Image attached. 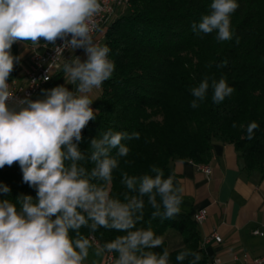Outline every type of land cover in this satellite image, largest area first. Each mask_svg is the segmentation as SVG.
Returning a JSON list of instances; mask_svg holds the SVG:
<instances>
[{
    "label": "clouds",
    "instance_id": "9594fccd",
    "mask_svg": "<svg viewBox=\"0 0 264 264\" xmlns=\"http://www.w3.org/2000/svg\"><path fill=\"white\" fill-rule=\"evenodd\" d=\"M238 7L237 0H211L210 11L191 24L193 33L231 41V17ZM101 11V0H0V169L18 163L23 182L36 191L35 201L30 195L18 197L16 203L0 200V264H86L90 250L101 260L110 256L113 264H173L164 237L151 226L137 225L146 204L153 209V219H174L181 212L184 188L152 165V174L122 171L120 183L126 191L112 194L113 173L130 152L123 141L139 139L138 132L101 130L91 139L90 151L79 148L83 130L100 111L93 109L91 93L115 71L111 49L93 40L94 18ZM42 41L61 53L84 50L86 59L73 56L63 64L75 88L44 89L43 98L36 100L15 97L9 78L23 56L14 55L12 47L24 42L40 46ZM226 65L222 61L216 67ZM209 90L216 104L235 91L224 77L205 75L190 89V107L198 108ZM258 128L257 122H250L247 139H253ZM0 191L7 194L11 189L3 185ZM85 228L88 234L82 232ZM100 229L121 234L96 246L90 237ZM186 260L199 264L202 254L185 248L175 256L176 264Z\"/></svg>",
    "mask_w": 264,
    "mask_h": 264
},
{
    "label": "trees",
    "instance_id": "16d2710c",
    "mask_svg": "<svg viewBox=\"0 0 264 264\" xmlns=\"http://www.w3.org/2000/svg\"><path fill=\"white\" fill-rule=\"evenodd\" d=\"M237 2L239 7L231 17L234 36L227 42H217L215 34L197 35L191 29L193 22L210 11L211 0H128L127 11L106 23L100 44L111 49L115 71L92 105L100 111L83 130L79 148L90 151L91 139L109 128L140 134L139 139L123 141L130 152L113 173V195L126 191L120 183L122 171L137 176L152 174V165L161 168L165 178L173 175L180 185L174 160L206 164L213 155V141L232 144L241 167L264 177V0ZM12 53L18 55V43ZM222 61L227 62L226 67H216ZM19 70L20 63L9 80L15 79ZM205 75L217 80L224 77L235 91L216 104L209 90L206 99L193 109L190 89ZM53 79L49 84H57ZM252 121L259 128L249 140L246 127ZM116 151L113 149L112 155ZM3 185L11 191H0V200L16 203L25 195L36 199L35 189L23 182L18 163L0 169ZM152 211L146 204L144 219L137 226H151L164 237L163 247L168 248L173 264L185 248L200 252L199 264H206L201 233L187 198L183 196L181 212L174 219H153ZM82 232L88 234V229ZM120 234L100 229L90 238L100 245Z\"/></svg>",
    "mask_w": 264,
    "mask_h": 264
},
{
    "label": "crops",
    "instance_id": "0c3cea01",
    "mask_svg": "<svg viewBox=\"0 0 264 264\" xmlns=\"http://www.w3.org/2000/svg\"><path fill=\"white\" fill-rule=\"evenodd\" d=\"M98 36L103 39L104 29L98 32ZM82 52L84 50H67L60 68L54 73L53 81L57 84L51 83L45 89L64 85L74 90L75 86L65 77L63 64L65 59H71ZM21 54L23 58L19 75L14 79L17 86L26 82L25 71L30 61L31 49L25 43H18V55ZM100 94L101 88L91 93L93 104ZM38 98H43L42 91L32 100ZM212 152L213 155L206 164L176 159L173 170L178 175L180 186L184 188L183 196L191 202L193 216L201 209L207 211L205 219L196 221L206 263L219 257L221 261L218 264H243L242 253L251 257L264 253V177L257 171L243 169L236 150L230 143L213 141ZM201 165H208L210 172L203 171ZM212 232L221 236L220 242L210 236ZM235 255L237 258H234ZM93 260L104 264V259L95 257L90 250L86 264H92Z\"/></svg>",
    "mask_w": 264,
    "mask_h": 264
},
{
    "label": "built area",
    "instance_id": "2783aa9c",
    "mask_svg": "<svg viewBox=\"0 0 264 264\" xmlns=\"http://www.w3.org/2000/svg\"><path fill=\"white\" fill-rule=\"evenodd\" d=\"M101 4L102 11L94 18L96 27L93 31V40L98 44L101 43L98 32L105 29V23H108L110 19L115 17L121 6H127L122 0H101ZM56 44L60 45L62 41L57 40ZM29 47L31 49V55L28 67L25 71L26 82L23 85L17 86L15 80L12 79L9 80V84L15 97L24 98L30 96V98L33 99L49 85L54 77L55 71L60 68L63 55L68 49L61 53L57 52L52 45H47L46 47H32V45H29ZM13 103L14 101L10 102V104ZM200 167L206 173L210 172V167L208 165H201ZM206 214V209H201L194 214V219L200 222L205 219ZM210 236L217 242H220L222 239L216 232H212ZM234 258H237V256L235 255ZM241 259L243 264H264V253L254 257L249 256L247 253H242ZM220 261L219 257H215L206 264H218ZM104 264H113V260L110 256L104 259Z\"/></svg>",
    "mask_w": 264,
    "mask_h": 264
},
{
    "label": "rangeland",
    "instance_id": "374dc122",
    "mask_svg": "<svg viewBox=\"0 0 264 264\" xmlns=\"http://www.w3.org/2000/svg\"><path fill=\"white\" fill-rule=\"evenodd\" d=\"M126 11H127V10H126V7H125V6H121V7L118 9L117 13H118V14H121V13H124V12H126ZM78 56H79L82 60L86 59L85 52L80 53Z\"/></svg>",
    "mask_w": 264,
    "mask_h": 264
},
{
    "label": "bare ground",
    "instance_id": "6f19581e",
    "mask_svg": "<svg viewBox=\"0 0 264 264\" xmlns=\"http://www.w3.org/2000/svg\"><path fill=\"white\" fill-rule=\"evenodd\" d=\"M122 1L124 2L125 5L128 4V0H122ZM110 20H111V19H110ZM110 20H109V21H110ZM109 21H108V22H109ZM107 24H108V23H107ZM105 25H106V23H105ZM99 44H100V43H99ZM41 46H44V43H41L40 46H33V45H32V47H41ZM196 221H197V220H196ZM110 258H111V257H110ZM111 259H112V258H111Z\"/></svg>",
    "mask_w": 264,
    "mask_h": 264
}]
</instances>
